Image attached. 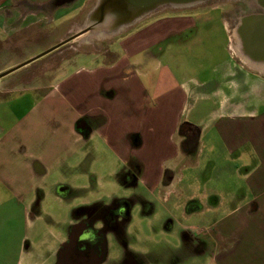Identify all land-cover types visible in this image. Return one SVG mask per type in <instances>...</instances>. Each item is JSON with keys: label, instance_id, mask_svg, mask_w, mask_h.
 <instances>
[{"label": "crops", "instance_id": "0c3cea01", "mask_svg": "<svg viewBox=\"0 0 264 264\" xmlns=\"http://www.w3.org/2000/svg\"><path fill=\"white\" fill-rule=\"evenodd\" d=\"M88 1L0 0V47L14 48L17 44L12 43L18 35L35 34L43 22L51 26L62 20V25L51 30L58 43L74 33L78 23L75 10L84 8ZM210 10L207 7L192 15L172 18L188 24L187 29L197 23L203 26L198 35L191 37V31L185 29L187 34L177 38L200 46L193 50L190 60L184 50L188 48L186 42L179 48L169 43L150 48L148 33L154 22L118 36L119 41L111 40L102 51L72 50L57 61L58 53L71 49L70 43L92 40L86 34L80 35L55 49L50 59L55 64L50 63L44 70L47 74L27 77L29 86L25 88L29 93L22 99L29 100L30 107L20 115L17 133L10 134L16 144L0 148V196L7 201L4 218L11 225L5 234L12 240L4 245L0 264H60L57 249L73 223L68 213L94 201L90 194L101 193L94 185L112 186L115 181L111 176L131 158L143 167L136 181L167 201L172 194H184L176 186L182 179L176 176V170L177 165L190 162L193 153L187 152L188 145H193L197 157L205 145L211 150L213 144H219L225 153L233 154L247 143L248 149L235 156L236 161L244 158L253 162L243 174L247 191H240L241 198H237L241 195L238 192L222 197L188 194L178 206L187 214L199 209L216 212L225 201L239 200L226 209V214L236 219L197 230L207 240L201 256L220 264H235L239 252L243 255L245 251L264 264V245L255 248L243 240L244 234L264 232V62L248 63L237 54L229 34L237 22H229L221 11L211 16ZM217 22L225 36L215 31L213 24ZM219 37H224L221 47ZM110 44L112 47L108 48ZM33 54L35 51L30 48L26 57ZM155 109L173 114L174 122L167 133L173 150L152 169L144 154L148 143L154 140L150 124ZM182 119L189 124H182ZM80 120L87 130L77 128ZM188 129L195 130L193 142L186 141ZM137 134L139 145L133 138ZM19 151L24 158L13 160V153ZM104 189L105 186L100 190ZM195 199L199 208L187 209L186 202ZM49 201L60 206V220L46 209ZM42 214L61 226L51 230L49 237L44 234L47 222ZM255 217L259 222H255ZM237 224L242 229L241 240L234 230ZM35 225L36 233L30 237V247H26V231Z\"/></svg>", "mask_w": 264, "mask_h": 264}, {"label": "rangeland", "instance_id": "374dc122", "mask_svg": "<svg viewBox=\"0 0 264 264\" xmlns=\"http://www.w3.org/2000/svg\"><path fill=\"white\" fill-rule=\"evenodd\" d=\"M94 2L95 0H89L84 8L79 9L78 11L77 9L75 10L74 15L78 23L76 25L74 33L83 28L86 16ZM207 7L208 10L211 9L209 12L211 16H217V14L221 11V15L226 16L227 20L232 24H235L237 22L238 17L256 13L257 11L251 0H214L185 8L161 6L156 8L152 13L145 16L136 24H133L126 28L118 35L106 37L103 39L92 38V40L87 42H82L79 39L70 43L69 47H71V49L67 52L62 51V53H58L57 61H59L62 57L69 56L72 50L102 51L111 40L117 38L118 36H121L124 33H132L133 31L141 28L146 23L152 24L154 22V25L151 26L150 32L148 33L150 38H148L147 42L151 43L150 48H156V45L161 44H164V46H166V43H169V46H172L173 48H179V44H183L186 42L185 46L188 48L184 50L188 51L186 53V57L187 60H190V55L194 53L193 50H199L197 49V47L200 46L194 44L189 45L188 40H177V38H182L185 34H187V30H189V32L191 31V37L196 33L198 35L203 30L201 29L203 26L197 23L192 26L193 28L189 27V29H187L188 24L185 25L184 23L173 20L172 18L183 17L187 14L192 15L196 12H199L200 9L206 10ZM212 7H216L217 10H213ZM71 15L73 16V13H71ZM58 18L60 17H57V19ZM65 19H67V17ZM158 21H160V23H157ZM61 22L62 20L57 22L59 24L54 22L51 24V26L43 22L41 25V30L36 31L35 34H26L24 36L18 35L12 43L17 44L16 47L9 48L5 45L4 47H0V73L54 46L57 43V40L55 39V37H53L54 34L53 32L51 33V30L57 28V26L55 25H62L60 24ZM213 26L216 28L215 31L217 33L225 36V30L222 31V25L220 24V22L213 24ZM177 32L183 33H181V36H175L174 34H177ZM47 34H49V37H47ZM229 34L230 36H232L234 43V30L230 31ZM222 44H224V37H219V46L221 47ZM65 45L61 47H64ZM231 46L232 48H234L235 44H232ZM111 47L112 44H110L108 48ZM30 48L31 50L35 51V54L30 57H26V52ZM56 50H53L32 61L31 63L22 66L17 70H14L0 78V148L4 146L8 147L9 145L13 146L16 144L15 141L12 140L13 136H11L10 134L17 133L19 129V117L30 107V101H25L24 99H22L24 95L29 93V91L25 88L29 86L27 82H25V80L27 79V77L32 79L35 76L47 74L48 71L46 72L44 70L49 67L50 63H53L50 59L53 58ZM180 55H184V52H181ZM105 56L104 58L106 59L107 57ZM45 65L46 67H43ZM17 98L22 99V101H19ZM161 103L162 100L158 102V109L161 108ZM8 112L9 117H7ZM154 114L155 117L153 119V122L151 121L150 124V126H153L154 129V136L152 137L154 140L148 143V145L146 146V149L148 150L144 154L145 159L148 163H150L152 169L163 163V160L168 155L172 154L171 152L173 150V145L168 141L167 138V133L174 122L173 114H165V111L156 109ZM181 123L189 124V122H184L183 119L181 120ZM133 138L139 145V143L141 142L140 136L137 134L134 135ZM152 138H149V140H151ZM189 149H191L190 153H193L190 158V162L188 164L185 162V165H181L180 167L179 165H177L178 170H176V176H182L181 181L176 182V186L178 188L180 187L184 191V194H172L166 201L163 200L162 196L158 193L153 194L148 192L146 185L140 182L136 181V187H133L131 184L128 185L126 184L128 183V181L124 176L126 170L124 166L117 174L111 176V179L113 180L114 178L115 181L112 186L109 184L105 185L104 183L102 185H94V189L97 191H101V193L96 195L90 194L91 200H94L92 202L100 201L103 204H108V202H110L112 198H130L132 200L133 205L130 211L131 217L128 225V230L132 231L133 235L136 237L135 239L138 242L139 248L137 254L145 256L144 258H140L138 260L140 264H220L214 262L211 257L196 256L197 258H195V256L186 253L190 251V246L188 245L185 248L183 247V243L184 241H188L187 239L190 238L194 233H198L197 230L201 227H209L212 223L215 224L216 222L221 223L222 221L231 220L233 218L236 219L235 216L230 217L229 215H227L226 213L229 210L226 211V209L234 206L240 201L234 200L231 203L225 201V205L216 212H209L207 209H199L196 211H188L190 212L188 214L184 212L183 207L180 208L178 204L182 202L183 198L188 196V194H194L195 196H210L217 194L218 197H222L224 195H227V193L229 194L238 192V194L241 195L237 198H241L243 194L240 193V191H247L244 180L245 177H243V174L245 170H248L249 167L253 165V162L248 161L244 158V160L242 159V161H236L235 156L238 153H243V150H247L248 143L244 144L241 149H237L233 154L232 152H230L229 154L225 153V150H223L219 144H213V148L211 150L208 148V145H205L203 149L198 152L197 157L194 154L195 150H193V145L190 146ZM21 154L22 153L20 151L14 152L12 155L13 160L24 158V156L22 157ZM261 159L264 160V158ZM251 160H253L252 157ZM256 160H258V158H256ZM136 164L138 166V177V175L141 174L143 167L141 165V162L136 161ZM242 165L244 169L241 167ZM91 185L92 184L90 183V187ZM104 186L105 189L100 190ZM84 194L85 193H80V196L83 197L85 196ZM95 196L97 197L96 199H94ZM4 199L5 198L3 196H0V258H2L3 247L4 245H6V242L8 240L12 241L9 238L7 239L5 234L11 223L6 221L4 218V210L6 209L7 203V201H5ZM205 200L208 201V198ZM186 206L199 208L198 199L187 201L185 207ZM45 207L50 212V214H55L58 216L57 220L61 219V215H63V212L61 211L60 206L56 205L52 201H49L45 203ZM79 215L80 209L78 210L77 208H75L74 213H68L67 217L74 222ZM42 216H44L43 218H45L44 220L47 222V227L44 231V234L49 237L50 233L52 232L51 230H55L57 227L60 228L61 226L55 224L51 217L47 216L46 214H42ZM255 219V222H259L258 217H255ZM235 226L236 227H234V230H237L236 235L238 236V240H241V226L240 224H237ZM36 229L37 226L35 225L33 229H29V231H26V247H30V237L32 235H35ZM247 235L244 234L243 239L247 240V244L252 243L254 244L253 247L255 248L257 246L261 247L262 245H264V232L261 233L260 230H255V232L248 233ZM240 242V244H242V241ZM183 248H185V250H183ZM35 253L36 255H38L39 250L35 251ZM247 255L248 254H245V251L243 255H241L240 251L237 257V262L235 264H259L254 259L255 256ZM43 257H45V255H43ZM173 260L175 262L172 263Z\"/></svg>", "mask_w": 264, "mask_h": 264}, {"label": "flooded vegetation", "instance_id": "af4514ba", "mask_svg": "<svg viewBox=\"0 0 264 264\" xmlns=\"http://www.w3.org/2000/svg\"><path fill=\"white\" fill-rule=\"evenodd\" d=\"M188 131L186 141L193 142L195 130ZM189 148L186 147L187 152H190ZM124 167V176L128 181L126 184L136 187V161L131 158ZM132 205L130 198H112L108 204L95 201L83 206L57 249L60 264H140L138 260L145 256L137 254L138 242L132 231L128 230ZM187 240L183 247L189 245L190 251L186 253L195 258L201 257L207 247V240L198 233Z\"/></svg>", "mask_w": 264, "mask_h": 264}, {"label": "water", "instance_id": "95a60500", "mask_svg": "<svg viewBox=\"0 0 264 264\" xmlns=\"http://www.w3.org/2000/svg\"><path fill=\"white\" fill-rule=\"evenodd\" d=\"M208 1L214 0H95L82 29L42 53L0 73V78L73 41L79 35L86 34L88 39L112 37L136 24L158 7L185 8ZM251 2L257 11L238 17L233 28L235 33L234 49L248 63L264 62V0H251ZM77 128L87 130L83 120L79 121Z\"/></svg>", "mask_w": 264, "mask_h": 264}]
</instances>
